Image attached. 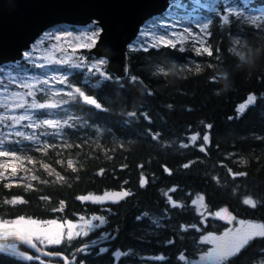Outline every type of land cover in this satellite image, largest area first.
I'll return each mask as SVG.
<instances>
[{
	"label": "trees",
	"instance_id": "16d2710c",
	"mask_svg": "<svg viewBox=\"0 0 264 264\" xmlns=\"http://www.w3.org/2000/svg\"><path fill=\"white\" fill-rule=\"evenodd\" d=\"M249 2L264 6V0ZM223 9H202L209 16L212 56L179 42L175 49L160 45L147 52L129 47L123 76L107 66L100 72L66 67L80 91L102 108L88 105L79 92L71 96V123L64 126L63 143L30 147L34 172L25 180L0 177V219L103 216L105 223L87 236L47 247L72 255L81 243L111 233L107 240L78 251L70 264H191L200 234L228 224L221 217L203 216L193 204L199 197L209 211L225 207L235 217L264 222V51H259L264 49V29L239 14L224 25ZM237 35L248 37L259 55L250 71L229 51ZM189 58L199 61L196 69L160 68ZM249 95L256 96L251 103ZM241 104L246 106L243 112ZM141 179L146 181L143 187ZM112 190L130 195L116 202L78 199ZM246 197L257 206L245 205ZM13 198L25 202L5 203ZM24 248L40 259L0 256V264H62L60 257ZM100 248L107 251L100 253ZM161 255L165 259H158ZM260 258L264 237L254 238L227 264H256Z\"/></svg>",
	"mask_w": 264,
	"mask_h": 264
},
{
	"label": "snow or ice",
	"instance_id": "6c2138e0",
	"mask_svg": "<svg viewBox=\"0 0 264 264\" xmlns=\"http://www.w3.org/2000/svg\"><path fill=\"white\" fill-rule=\"evenodd\" d=\"M220 0H208V2L202 3L201 0H192V7L189 8L188 4L182 3L181 0H170L169 4V12L167 13L168 16H174L176 14L182 13L183 15L180 16L181 19L187 17L190 19H194L197 22L200 20V16L198 12L201 9H208L210 12H215L216 7L219 4ZM224 9L223 11L227 14L222 16V22L224 25H230V17L236 14V10L229 4V0H224ZM260 19H264L261 17ZM252 24H256L257 20L253 19L251 21ZM175 28V25H168V24H157L156 20L153 19L149 24H146L144 28L141 30L140 36L137 38L135 42L137 46L143 48L144 51H148L150 47H159L163 45L165 47H171L173 49L176 48L177 41L174 39L166 38L167 36L171 35L172 37H179L180 41L185 39L182 33H177L175 31H169L170 29ZM209 23H204L202 25V30L208 29ZM77 30L74 26L72 30H69L68 27L64 25L55 26L49 32L42 34L40 39L33 45L32 50L24 51L22 56L25 60L29 62L39 60L40 57H34L33 51L38 49V46L43 44L46 40H49L54 37L57 44H54L52 47L60 51L59 42L61 41L62 37L56 35L57 32H65L67 35L71 36L72 31ZM78 31L81 35L76 36L75 39L80 41L79 47L81 48H88L91 49L97 43V38L102 32V29H98L96 22L87 24L86 26L80 27ZM184 33L188 35H192L190 29L185 28ZM151 33L152 38L146 39V34ZM157 33H160L157 35ZM87 41V42H84ZM200 47L196 49L197 54L201 52L206 53L208 56L213 55V51L211 48L204 46V42L200 41ZM184 49L181 48L180 51ZM47 59V58H45ZM51 63L57 64H65L67 61L62 59H52L49 60L48 63H33V67L38 68H45L50 66ZM106 60H100L99 65L106 64ZM99 65L94 64L89 71H92L94 68L96 72H100ZM79 67V65H74ZM27 72V68L21 63L20 60H16L14 62H6L0 65V109H7L10 112H15L17 109H31V110H38V109H56L61 106L60 103H37L36 102V93L37 91H43L38 87L39 84H48L49 79L45 78L43 80H38L34 83H28L27 79L22 75L23 73ZM53 80H56L57 83H63L64 80L57 79L56 77H52ZM15 85L16 87H22L27 89L26 93L21 92H9V86ZM97 87L99 84L96 85ZM79 92L80 96L83 97L84 101L87 102L88 105L95 106L96 109H101L102 106L100 103L97 102L96 99H93L83 92L80 91L79 88L76 89ZM25 97H31L32 102L28 104V101ZM261 98H264L262 96ZM256 99L255 95H249L248 101L251 103ZM64 103H67L65 101ZM245 105H240V110L243 112L245 109ZM131 115H135L132 113ZM6 120H11V125L5 124ZM33 117L27 114H20V115H5L0 114V125L4 127H10L16 129L14 132H9L8 136L12 137H22L25 140L33 141L37 140L38 138L33 132L32 135H26L24 132L20 131V128L28 127V128H40L41 126H47L52 129H61L64 126L68 125V121L58 120V119H43L39 123H30L25 124V121H32ZM211 128V125L208 126ZM193 141L197 139L194 135L191 137ZM204 142L209 140L208 135L203 136ZM21 141L19 139H0V157H9V156H16V152L14 149H9L7 145L9 144H19ZM47 143L45 147H48ZM40 150V149H37ZM203 151V148L200 149ZM19 159V157H17ZM29 162H32L29 159ZM69 167H73L72 161L68 162ZM47 169L48 165H44ZM185 167H188L186 164ZM7 171V168L5 169ZM75 171V169L73 168ZM16 168H11V173L13 175L16 174ZM51 175V172L49 173ZM0 177L7 179L4 176L3 172H0ZM58 179H63V177L57 176ZM32 179H37V177L33 176ZM146 183L145 180L141 179L140 186L143 187ZM5 187H10V185H5ZM130 195L129 192H106L103 196H92V195H85L80 196L78 199L81 201H92L93 203H102L106 200H111L116 202L118 200L123 199L124 197ZM24 203L22 199L13 198L12 200L5 201V203L15 205L17 203ZM245 205L251 206L255 208L257 206L256 201L253 199H245L243 201ZM193 204H197L202 206L203 205V197L198 198V200L193 201ZM227 210H223V212H217L216 216H226ZM84 220L83 217L80 218ZM234 219L230 218L229 223L231 220ZM92 221H99V225H103L105 223V218L102 216H93L91 220H86L82 225L79 226L78 231H73L74 228H77V225H73L71 222L67 223L68 231H67V239L72 240L74 237H78L81 235L87 236L89 232L93 230L94 227H99V225H93ZM239 227L230 228L221 236L215 235H207L204 236L201 240V243L212 244L210 250L206 251L203 255L199 257V261L195 262V264H199V262H211V264H227V262L240 254V252L252 241L254 238L257 237H264V223H253V222H245L243 220L239 221ZM195 227V226H193ZM65 224L58 223L57 220H38L32 218H25L24 216H20L15 220L7 221L0 223V240L7 241V243L0 244V256H7L9 259H16L17 257L22 258L27 261L32 260H39V256H33L31 254H26L23 250L17 251L20 245L26 246L29 249L35 250L36 252H40L41 249L38 248L37 244H47V245H60L62 240L65 238L64 232ZM84 229H87L85 231ZM93 244L98 243V241L93 240ZM107 251L106 248H100V253H105ZM47 255H56L53 253H47ZM120 252H116L115 258L120 257ZM158 259L163 260L165 257L163 255L159 256ZM179 259L181 261L185 260V256L180 255ZM19 264V262H17Z\"/></svg>",
	"mask_w": 264,
	"mask_h": 264
},
{
	"label": "rangeland",
	"instance_id": "374dc122",
	"mask_svg": "<svg viewBox=\"0 0 264 264\" xmlns=\"http://www.w3.org/2000/svg\"><path fill=\"white\" fill-rule=\"evenodd\" d=\"M182 3L188 4L189 8L192 7V1H185L181 0ZM202 3L208 2V0H201ZM170 4V1H169ZM169 4L168 6L162 10L159 13H156L149 18H147L144 23L141 24L138 33L136 36L130 41L128 44L129 47H140L136 45L137 38L140 36L141 30L144 28L146 24H149L153 19L156 20L157 24L163 23V24H168V25H175V28L170 29L169 31H175L177 33H182L185 37L183 41L179 40V37H172L171 35L167 36L166 38L174 39L177 41V43H181L182 45H188L191 46L195 49L199 48L200 41L204 42V46L209 47V44L207 42V34H208V29L202 30V25L204 23H208L209 21V16L205 13V11H202V9L198 12V15L200 16L199 22H197L194 19L190 18H183L181 19L180 16L183 15L182 13L176 14L174 16H168L167 13L169 12ZM229 4L236 10V14H239L240 17L248 19L252 21L253 19L257 20V23L255 24L256 26L264 29V19H260L261 17H264V6H253L249 2V0H229ZM224 5V0H220L219 4L216 7V10ZM208 10V9H206ZM96 22L97 28L101 29V26L97 23L95 19H92L88 22L85 23H70L66 21H60L56 22L38 35L32 42L31 44L24 49V51H29L32 50L33 45L36 44V42L40 39L42 34L49 32L52 30L55 26L58 25H64L68 27L69 30H72L73 27L75 26L77 30L72 31V35L69 36L65 32H57L56 35H59L62 37L61 41L59 42V47L60 51L55 50L52 46L54 44H57L55 41L54 37L46 40L43 44L38 46L37 50L33 51V56L34 57H40L41 59L35 60L32 62H29L28 60H25L22 57L23 61L21 63L27 68V72L23 73L22 75L27 79L28 83H34L38 80H43L45 78L49 79L48 84H39L38 87L40 89H43V91H37L36 93V102L37 103H60L61 106L56 108V109H38V110H31V109H17L15 112H10L7 109H0V114H5L8 116L11 115H20V114H27L31 115L33 117L32 121H25V124H30V123H39L43 119H58L61 121L67 120L68 125L71 123V116H72V109L70 107V98L71 96L76 94V89L79 88L78 84L74 81H72L69 78V73L70 71H67L65 68L74 66V65H79V67L85 68V70L89 69L92 67V65L97 64L99 65L100 60H106L108 63V59L104 55H98L94 51H91V49L88 48H81L79 47L80 41H77L75 39L76 36L81 35V33L78 31L80 27L86 26L87 24ZM188 28L190 29L192 35H188L187 33H184V29ZM160 33H157L159 35ZM146 39H151V33L146 34ZM236 38H239L241 40H247L250 42L248 37L246 36H235L234 40ZM98 39V38H97ZM87 42V41H84ZM236 48H239V45H236L234 43ZM241 51L246 52V48H240ZM23 51V52H24ZM20 57V58H21ZM18 58L19 60H21ZM47 58V59H45ZM52 59H62L67 61V63L61 65L57 63H51L50 66L45 67V68H38V67H31V63H48L49 60ZM17 60V59H16ZM16 60H7L0 65L6 63V62H14ZM102 64L99 65L100 71H104V68L108 65ZM199 61L197 59H187L182 62H168L166 64L161 65L160 68L162 69H175V70H189V69H196L198 67ZM94 69V68H93ZM52 77H56L57 79H63V83H57L56 80H53ZM27 89L22 88V87H16L15 85H10L9 86V92H21V93H26ZM28 101V104H31L32 98L31 97H25ZM67 101V103H64ZM12 121L11 120H6L5 124L11 125ZM16 129L10 128V127H4L3 125H0V139H19L21 142L19 144H9L7 147L9 149H14L16 152V156H9V157H0V172H3L6 177L11 178L12 180L15 179H20V180H25L28 176H30L34 172V156L32 152L29 150L30 147H36L37 149H41L42 147L45 146L47 143H63L66 137V132L64 127L61 129H52L47 126H41L40 128H28V127H23L20 128L19 130L24 132L26 135H32L33 132H35L38 141L33 140V141H28L23 139L22 137L18 138L15 136L9 137L8 133L9 132H14ZM206 135V134H204ZM203 135V136H204ZM192 140V139H191ZM19 157V159H17ZM29 159L32 162H29ZM15 167L16 168V174L13 175L11 173V168ZM7 168V171L5 170ZM107 192H123L120 190H112V191H107ZM106 193V192H104ZM104 193L99 194V195H92V196H103ZM200 195H197L196 197H199ZM200 198V197H199ZM247 199L251 197H246ZM252 199V198H251ZM200 211H202L203 216L206 215H212L216 216L217 212H223L225 210V207L218 208L215 211H209L207 206L204 204L200 206L198 205ZM227 210V209H226ZM93 216H98V215H92V216H81L84 218V220H81L79 217L75 221H70V220H57L58 223H63L65 224L64 232H65V238H67V223L71 222L73 225H77V228H74L73 231H78L79 226L84 223L86 220H91ZM101 216V215H99ZM103 217V216H102ZM218 217V216H217ZM221 218H224L225 220H228L230 218H233L231 220V223L228 222L227 225H225L221 229H213V230H207L204 231L203 233L200 234V242L197 243V249L196 253L193 254L190 258L191 264H195V262L199 261V257L203 255L206 251L210 250L214 245L212 244H207V243H201V240L203 239L204 236L207 235H215V236H221L223 235L227 230L230 228H236L239 227V221L243 220L245 222H253V223H264L262 220L259 219H253V218H242V217H235L233 214L229 213L227 211L226 216H219ZM156 221H159L160 218L155 217ZM7 221L15 220V219H6ZM38 220H51V219H38ZM5 219H0V223L4 222ZM93 225H99V221H92ZM87 231V229H84ZM83 236V235H81ZM103 237V236H102ZM107 237V236H105ZM43 247H48L50 245L45 244H40ZM23 250L26 254H31L33 255L34 253L28 252L24 246L21 245L18 247L17 251ZM199 264H211V262L205 261V262H199ZM256 264H264V259L260 258L258 259Z\"/></svg>",
	"mask_w": 264,
	"mask_h": 264
},
{
	"label": "water",
	"instance_id": "95a60500",
	"mask_svg": "<svg viewBox=\"0 0 264 264\" xmlns=\"http://www.w3.org/2000/svg\"><path fill=\"white\" fill-rule=\"evenodd\" d=\"M170 0H0V63L16 60L31 42L50 25L66 21L85 23L95 19L102 32L91 48L108 59V68L123 76L127 73L128 44L150 16L164 10ZM107 237L97 239L98 243ZM7 241L0 240V244ZM96 243V244H98ZM93 245L81 243L72 255L59 249L37 244L40 256H56L62 264H70L82 248ZM53 253L56 255H47Z\"/></svg>",
	"mask_w": 264,
	"mask_h": 264
},
{
	"label": "clouds",
	"instance_id": "9594fccd",
	"mask_svg": "<svg viewBox=\"0 0 264 264\" xmlns=\"http://www.w3.org/2000/svg\"><path fill=\"white\" fill-rule=\"evenodd\" d=\"M234 43L236 45H239V48L233 47L230 48L229 51L236 56L238 64L249 71L254 69L257 66L259 55L257 52H253L250 42L247 40L236 38ZM240 48H246L249 51L244 52L241 51ZM259 51H264V49H259Z\"/></svg>",
	"mask_w": 264,
	"mask_h": 264
}]
</instances>
